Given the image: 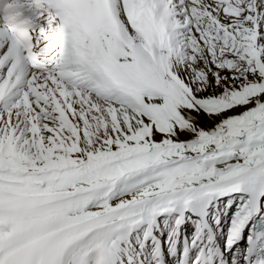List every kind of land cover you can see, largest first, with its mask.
Here are the masks:
<instances>
[{
  "label": "bare ground",
  "instance_id": "bare-ground-1",
  "mask_svg": "<svg viewBox=\"0 0 264 264\" xmlns=\"http://www.w3.org/2000/svg\"><path fill=\"white\" fill-rule=\"evenodd\" d=\"M167 1L157 0L172 49L156 32L131 25L132 0H117V21L101 33L96 50L88 48L82 62L69 65H63L70 51L52 10H28L38 45L54 43L55 48L45 55L52 58L48 67L32 70L27 79L19 76L22 67L5 63L0 68V167L32 172L22 188L0 184V198L24 203L14 216H0V224L17 225L0 233V240L52 222L24 238L66 227L76 233L97 230L83 245L86 250L71 252L60 264H140L139 259L151 264L157 238L169 264L165 234L192 231L189 208L202 193L217 198L214 228L222 229L224 200L238 204L228 237L242 228L248 178L258 174L264 187V30L256 28L264 0H175L163 8ZM232 2L253 3L251 24ZM48 29L52 33L43 34ZM153 38L157 47L151 45ZM10 44L2 35L0 54ZM104 54L113 71L102 67ZM16 90L21 94L7 100ZM56 91L75 105L72 118L79 106L94 109L81 139L56 131L61 115L55 108L63 109ZM50 123L55 132L47 133L44 143L41 132ZM74 147L86 152H70ZM91 160L99 172L93 177ZM62 166L72 170L49 175ZM134 172L138 175L129 180ZM98 187L102 190L94 193ZM81 191L90 194L48 211L36 210L33 203ZM181 212L187 220L182 226L176 216ZM132 223L136 228L130 232L126 227Z\"/></svg>",
  "mask_w": 264,
  "mask_h": 264
},
{
  "label": "rangeland",
  "instance_id": "rangeland-1",
  "mask_svg": "<svg viewBox=\"0 0 264 264\" xmlns=\"http://www.w3.org/2000/svg\"><path fill=\"white\" fill-rule=\"evenodd\" d=\"M216 2H219V1H216ZM230 5L233 6V7L241 8L242 18L244 20L248 21L249 23H250V19H253V20L255 19L254 18L255 17V12L253 10L254 9L253 3H234V2H232V3H230ZM257 5L258 4H256V6ZM258 7H259V19L257 21L258 26H256V28L259 27V30L261 31V30H264V6H259L258 5ZM255 21H253V26L254 27H255V23H254ZM74 77H76V76H74ZM56 94H57V98H59V101L61 100L60 101L61 105H63L62 106V108H63L62 110H60L58 108H55L59 112V115H61L60 118L56 115L57 116L56 118L58 120L56 131L61 133L64 137H68V138L72 137L73 138L75 135H77L78 138L81 139L83 132H86L87 129H88L89 119L92 117V113H94V109L93 108H84L85 106H79L77 109H78V113L79 112L80 113L77 115L76 118H72V110H74V113H76V108L73 107L75 105L69 102L70 99H69V101H67L64 98V95H62V93L60 91H56ZM78 101H79V99H77V104L76 105H78V103H80ZM73 108H75V109H73ZM65 114L67 115V117H66ZM62 116H64V117H62ZM29 118L32 120V116H30ZM83 119H84V121H83ZM53 124H56V123L54 122ZM77 124H78V126H76ZM50 125H52V124L50 123L49 125L44 126L43 127V131L41 132L42 134H44L43 139L41 138L44 143H45V140L47 138V133L53 134V132H55V131H51L52 128H51ZM73 125H75L76 127L73 126ZM66 126H67V129L65 128ZM88 133H92V131H89ZM88 133H86V134H88ZM89 144H92V143H89ZM82 147L85 148L84 145ZM69 150H70V152L74 151L75 153L86 152L85 149H81L79 147H74V148H71ZM232 209H233V207H232Z\"/></svg>",
  "mask_w": 264,
  "mask_h": 264
}]
</instances>
